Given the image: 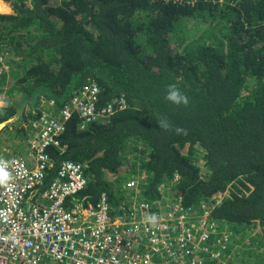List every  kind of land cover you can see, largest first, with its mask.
<instances>
[{
  "label": "trees",
  "instance_id": "16d2710c",
  "mask_svg": "<svg viewBox=\"0 0 264 264\" xmlns=\"http://www.w3.org/2000/svg\"><path fill=\"white\" fill-rule=\"evenodd\" d=\"M5 1L13 12L0 13V52L22 99L0 108V125L7 130L21 116L16 132L27 134L43 99L61 109L90 82L100 87L96 107L116 108L85 126L74 113L59 145L48 149L52 166L41 189L62 163L78 162L88 177L79 199L98 205L107 194L114 206L120 187L108 175L126 168L147 175L142 198L157 199L168 182L186 207L205 199L211 217L229 223L232 234L264 228V0ZM193 20L213 33L174 47L177 32L187 33ZM170 84L188 105L165 99ZM127 148L140 152L133 165ZM247 253L237 264H253ZM255 261L264 264V256Z\"/></svg>",
  "mask_w": 264,
  "mask_h": 264
},
{
  "label": "built area",
  "instance_id": "2783aa9c",
  "mask_svg": "<svg viewBox=\"0 0 264 264\" xmlns=\"http://www.w3.org/2000/svg\"><path fill=\"white\" fill-rule=\"evenodd\" d=\"M6 62L0 52V81ZM99 94L98 84L90 82L61 109L43 99L41 116L24 135L25 151L0 149V163L7 162L12 176L0 185V264H227L232 248L242 247L237 242H252L251 237L241 242L229 223L211 217L205 199L186 207L168 182L158 187L157 199L142 198L143 174L120 188L114 206L107 194L98 205L82 203L78 195L88 183L87 165L78 162L62 163L54 181L41 189L52 166L48 149L59 145L74 113L85 126L116 111L114 104L98 109ZM118 106L125 109L126 100Z\"/></svg>",
  "mask_w": 264,
  "mask_h": 264
},
{
  "label": "rangeland",
  "instance_id": "374dc122",
  "mask_svg": "<svg viewBox=\"0 0 264 264\" xmlns=\"http://www.w3.org/2000/svg\"><path fill=\"white\" fill-rule=\"evenodd\" d=\"M56 1L58 2L59 0H56ZM0 12L6 13V11H0ZM208 27L209 25L207 23L198 28L197 25L194 24V20L191 22H188V25L186 26V30L188 32L184 33L179 30L177 32L178 35L176 36V38H173V46L174 47L180 46V49H184L186 47V44L194 41L195 37L197 38L198 36H200L205 30H207L206 35L213 33V31L211 29H208ZM175 35L173 37H175ZM6 63L8 65V69L4 68L3 70H7L6 72H8V76H7L4 86L0 87L2 91L0 92V102L4 104H7L10 101H14V100L21 101L22 99V95L20 94V92H18L17 90H14V91L12 90L14 81L12 79L11 74L9 73V71L11 70V67L9 66L8 62ZM251 88H253V83L250 84L249 89ZM249 89L244 91V95L249 93ZM28 110L29 108L27 107L26 111L28 112ZM21 122L24 123V121L21 119V116L16 117L10 121V125L12 127L9 126L7 130L5 129L0 132V149H10L11 152L13 153L25 151L26 146H25L24 138H22V136L26 134L23 133L22 136L19 137L16 132V128H20ZM29 122L30 121H28L25 124V126H27ZM0 152L2 151L0 150ZM139 155H140V152H137V151L130 152L129 148H127L126 157L130 159V161L132 160V164L137 161V158L139 157ZM198 163H200V165L203 166L204 161L199 160ZM126 170H127L126 168H123L121 171L122 172L121 174H118V175L109 174L108 175V177H110L111 181L114 183V186H118L119 185L118 181L120 179L125 178ZM125 181L126 180H122L121 183L124 185ZM81 201L82 203H85V201L83 200ZM250 235H252L251 241H253V243L248 246H244L242 243L237 242V244L242 247L232 248V252H230L228 256L226 257L227 264H237L238 261L244 258V251L248 252L246 256L247 261H250L253 264L257 263V261L255 260H260L261 257L264 256V253H263L264 252V228L263 227L261 228V226L258 225L252 230V234ZM241 240H243V237H241ZM236 254H239V256H236Z\"/></svg>",
  "mask_w": 264,
  "mask_h": 264
},
{
  "label": "clouds",
  "instance_id": "9594fccd",
  "mask_svg": "<svg viewBox=\"0 0 264 264\" xmlns=\"http://www.w3.org/2000/svg\"><path fill=\"white\" fill-rule=\"evenodd\" d=\"M5 1V0H4ZM6 2V1H5ZM8 3V2H7ZM10 4V3H9ZM11 5V4H10ZM12 7V6H11ZM13 10V9H12ZM0 13H2V12H0ZM165 99L167 100V101H169L170 103H172V104H175V105H188V103H189V99H188V97L176 86V85H174V84H170L169 86H168V89H167V92H166V95H165ZM7 105L6 104H4V103H2V102H0V108H3V107H6ZM111 116V115H110ZM109 116V117H110ZM109 117H107V118H109ZM107 118H105V119H107ZM104 119V120H105ZM101 121H103V120H101ZM97 122V121H96ZM3 124V123H2ZM29 125H30V122L28 123ZM6 125H7V123H6ZM159 126L160 127H162V128H164V129H168L169 127H170V125H169V123L167 122V121H159ZM6 128V127H5ZM179 131V130H178ZM22 138H24V135L22 136ZM134 164V163H133ZM132 164V165H133ZM122 170H120V172L119 173H116V174H114V175H118V174H121L122 172H121ZM133 172H137V170H135V171H133V170H131V169H129V170H126L125 171V173H126V176L125 177H127L128 176V174H132L133 175V177L134 176H136V175H140L141 176V174H133ZM143 175H145V177H144V180L147 178V175L146 174H143ZM132 178V177H131ZM131 178H128L129 180L131 179ZM12 179V176H11V174H10V172L7 170V162L5 161V162H2V163H0V185H7L8 184V182L10 181ZM108 179H109V181H111V179H110V177H108ZM128 180V181H129ZM112 182V181H111ZM127 182H125L124 184H126ZM161 185V184H160ZM123 185H121V186H115V188L117 189V188H121ZM120 188H119V192H120ZM152 221H155V219H156V217L155 216H153L152 218ZM254 229V228H253ZM250 234H252V229H248V231L247 232H238L237 234H236V236L237 237H240V241L241 242H244L248 237H251V239H252V235H250ZM241 237H243V240H241ZM253 243V241L251 242V243H245V245L244 246H248V245H250V244H252Z\"/></svg>",
  "mask_w": 264,
  "mask_h": 264
},
{
  "label": "bare ground",
  "instance_id": "6f19581e",
  "mask_svg": "<svg viewBox=\"0 0 264 264\" xmlns=\"http://www.w3.org/2000/svg\"><path fill=\"white\" fill-rule=\"evenodd\" d=\"M0 11H9V7L0 0Z\"/></svg>",
  "mask_w": 264,
  "mask_h": 264
},
{
  "label": "crops",
  "instance_id": "0c3cea01",
  "mask_svg": "<svg viewBox=\"0 0 264 264\" xmlns=\"http://www.w3.org/2000/svg\"><path fill=\"white\" fill-rule=\"evenodd\" d=\"M2 2H4L8 7H9V11L8 12H6V13H12L13 12V10H12V7H11V5L9 4V3H7V2H5L4 0H1Z\"/></svg>",
  "mask_w": 264,
  "mask_h": 264
}]
</instances>
